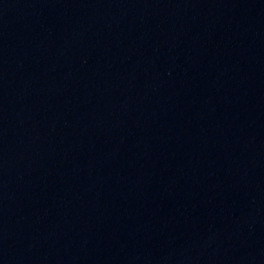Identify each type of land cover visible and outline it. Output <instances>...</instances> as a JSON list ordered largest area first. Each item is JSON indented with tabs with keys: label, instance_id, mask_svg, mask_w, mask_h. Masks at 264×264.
<instances>
[{
	"label": "water",
	"instance_id": "obj_1",
	"mask_svg": "<svg viewBox=\"0 0 264 264\" xmlns=\"http://www.w3.org/2000/svg\"><path fill=\"white\" fill-rule=\"evenodd\" d=\"M0 264H264V0H0Z\"/></svg>",
	"mask_w": 264,
	"mask_h": 264
}]
</instances>
